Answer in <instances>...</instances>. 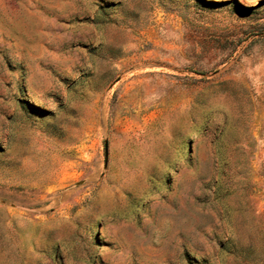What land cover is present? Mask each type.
Here are the masks:
<instances>
[{"label":"rangeland","instance_id":"374dc122","mask_svg":"<svg viewBox=\"0 0 264 264\" xmlns=\"http://www.w3.org/2000/svg\"><path fill=\"white\" fill-rule=\"evenodd\" d=\"M0 264H264V0H0Z\"/></svg>","mask_w":264,"mask_h":264}]
</instances>
